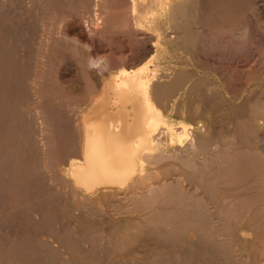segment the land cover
Masks as SVG:
<instances>
[{
    "label": "rangeland",
    "instance_id": "rangeland-1",
    "mask_svg": "<svg viewBox=\"0 0 264 264\" xmlns=\"http://www.w3.org/2000/svg\"><path fill=\"white\" fill-rule=\"evenodd\" d=\"M159 1L0 0V264H264V0H186L192 7L186 17L199 16L194 24L207 29L193 46L168 35L177 22L172 18L184 17L175 9L183 1ZM196 3L206 8L195 9ZM137 7L136 15L131 9ZM121 62L124 68L143 64L152 90L181 73L187 90L166 113L214 127L220 148L201 157L195 170L185 164V172L177 174L166 158L158 162V145L144 154L143 171L125 186L111 183L88 191L72 176L71 165L85 162L89 120L113 122L127 139L142 130L140 97L110 87ZM99 99L102 105L88 111L87 104ZM134 120L136 135L130 130ZM255 134L259 149L252 142ZM184 173L195 178L185 183L184 194L199 198L202 213L214 219L210 231L200 225L175 231L157 218L161 208L170 211L168 218L191 221L189 209L159 201L167 196L158 191L161 186L181 182ZM212 211L218 213H207ZM220 221L228 223L224 230Z\"/></svg>",
    "mask_w": 264,
    "mask_h": 264
},
{
    "label": "bare ground",
    "instance_id": "bare-ground-1",
    "mask_svg": "<svg viewBox=\"0 0 264 264\" xmlns=\"http://www.w3.org/2000/svg\"><path fill=\"white\" fill-rule=\"evenodd\" d=\"M97 1V0H96ZM116 1V0H115ZM161 1V0H160ZM159 1V2H160ZM183 2H179V4H176L177 7H175V9L178 11L177 13L181 15H184V17L181 16V18H187L185 13L186 11L188 10V8L190 9L191 11V4L189 5H186L187 1L186 0H182ZM185 1V2H184ZM200 1V0H199ZM198 1V2H199ZM193 1H189L188 3H191ZM197 2V3H198ZM202 2L201 4H203V1H200ZM95 3V2H94ZM131 3V2H130ZM163 3V2H162ZM166 3V1L164 2ZM162 5V7H165L167 4ZM185 3V4H184ZM195 4V9H196V5H199V4ZM205 3V2H204ZM132 4V3H131ZM194 3H192L193 5ZM134 5V4H133ZM156 5V4H155ZM159 5V7L161 6ZM131 6V5H130ZM130 6H129V9H130ZM201 9H203L204 7L206 8L205 4L204 6L201 7V5H199ZM101 7V6H100ZM103 7V6H102ZM133 7H136L135 5ZM173 7V6H172ZM157 8V7H156ZM199 8V7H198ZM95 9V8H94ZM104 9V8H103ZM108 9V8H107ZM138 10V7L137 8H133L131 9L132 13L136 14L137 12H135V10ZM170 9V7H169ZM168 8L167 10L170 11ZM174 8H171V10H173ZM194 9V10H195ZM117 10V9H116ZM161 10V9H160ZM159 10V11H160ZM175 10V11H176ZM130 11V10H129ZM130 11V12H131ZM163 11V10H162ZM167 11V12H168ZM174 11V13H175ZM189 11V10H188ZM143 12V11H141ZM165 12V11H164ZM131 13V14H132ZM200 13V11H199ZM94 14V13H93ZM128 14V13H126ZM133 14V15H134ZM192 14V13H191ZM202 14V13H201ZM129 15V14H128ZM132 15V16H133ZM137 15V14H136ZM162 14H160L159 16L161 17ZM164 15V13H163ZM162 15V16H163ZM166 16V15H165ZM194 16V15H193ZM202 16V15H200ZM135 17V15H134ZM164 17V16H163ZM168 17V15H167ZM173 17V16H172ZM176 17V16H175ZM172 18L173 20H176L177 22H175V26H173L172 28L170 27V31H169V36H177V39L175 40V37L174 39L172 40V42L174 41H178L181 39V41H185L187 42L188 44L191 42H193V44L190 45L193 46V45H196L197 43V38L201 35V36H207L206 33H207V29L206 27L204 26V23L202 25H199V27L197 26V24H194V21L197 17H194V19L187 18V19H181V18ZM204 17V16H203ZM100 18V17H99ZM162 18V17H161ZM171 18V17H170ZM201 18V17H200ZM166 19V18H165ZM181 19V20H178ZM192 19V20H190ZM97 20V19H96ZM168 20V19H167ZM194 20V21H193ZM200 20V19H199ZM167 22V21H166ZM96 23V22H95ZM139 23V22H138ZM165 23V22H164ZM169 24V23H168ZM167 24V25H168ZM171 24V22H170ZM174 24V23H173ZM193 24L196 25L197 27V30L193 29ZM168 27V26H167ZM134 29V27H133ZM138 29V28H137ZM136 29V30H137ZM169 29V28H168ZM166 29V31L168 30ZM241 31V30H240ZM145 32V31H144ZM168 32V31H167ZM236 32V31H235ZM250 32V31H249ZM134 34H136L134 32ZM161 34V33H160ZM163 34V33H162ZM166 35V36H168ZM199 35V36H198ZM247 35V34H246ZM162 36V35H161ZM164 36V35H163ZM195 36V37H194ZM198 36V37H196ZM136 37V36H135ZM144 37V36H143ZM142 37V38H143ZM194 37V41H192ZM213 37V35H212ZM245 37V36H244ZM148 40L150 41V39L148 38ZM153 40V39H152ZM196 40V41H195ZM212 40V39H211ZM253 41V40H252ZM184 42V43H185ZM194 42H196L194 44ZM151 45V44H150ZM149 45V46H150ZM179 46V45H178ZM184 46V45H183ZM154 47V46H153ZM193 48V47H192ZM138 49V48H137ZM144 49V48H143ZM150 49V48H149ZM196 49V48H195ZM184 50V48L182 49ZM152 51V50H151ZM154 51V50H153ZM203 51V50H202ZM264 51V50H263ZM192 52V51H191ZM139 53V52H138ZM148 53V52H147ZM145 56V55H143ZM148 58V57H147ZM247 59V58H246ZM98 61V60H97ZM88 64H91V65H96L95 62H92L90 61V63ZM143 64L137 66V67H132V68H124V67H120L119 70L116 72V75L114 77V81L113 83L110 85L111 87V90L113 91H119V90H122V89H128L130 92V94L132 93H136L139 97H140V100H142V105L140 107L141 109V115H140V118L138 119H135L139 124L140 126H142V130L141 128L139 129V131L141 132V134L137 133V135L139 136H134L131 135L130 136H127L128 139L126 137H122L123 135H125L123 133L120 134L116 129V127H119L118 125H114L112 123H108V120H107V123H105L102 119H101V123H97L96 125L92 123L91 120H89L88 124H87V135H86V139L84 141V147H85V162H80V163H77V162H74L72 163L71 165V174L72 176L75 178V180L81 184L86 190L88 191H91L93 190L94 188L98 187V186H101V185H107V184H116V185H120V186H125L128 181L134 177V175H136L137 172H141L143 171V167L145 165H143L144 163V154H150L152 153L151 151L155 150V147H157L159 145V153L158 155L156 156H159L158 158L160 159H157V157L155 156L154 157V160L156 161L159 160L158 162H161L163 159L162 158H166V164L168 166H172L174 169L173 171H177V174L179 172H185L182 168L183 165L185 164H192V166H195L194 169L192 170H195V168H198V162H199V159L201 157H204L206 158V155L209 154V152H212V151H216V150H219L220 148V144H218V142L216 140H214V137L212 135V131L211 129L214 128V127H211L210 129V126L204 122V121H201V120H198L196 121L195 123H190V122H187V121H184V120H177V119H174L172 117H170L166 112H171V111H174L175 108H176V105H175V102L178 98V96H180L182 94V92H184L185 90H187V87H188V84H183L181 83V73L180 74H177L175 76V78L173 80H170V81H167V82H159V88H157V90H152L154 84L152 83V81L150 82L149 79L147 78V76L143 75ZM191 67V66H190ZM145 71V70H144ZM170 75V74H169ZM185 76V75H184ZM187 76V75H186ZM156 77V76H155ZM167 77V76H166ZM197 79V78H196ZM200 79V78H199ZM160 80V79H159ZM192 80V79H191ZM195 81V79H194ZM204 81V80H203ZM200 83V82H199ZM157 84V83H156ZM182 84V85H181ZM214 85H216L214 83ZM108 86V85H107ZM203 86V85H202ZM193 88V87H192ZM125 91V90H124ZM154 91H156L155 93L157 94L158 96V99H159V102L161 103V107L158 106L156 104V102L153 100V94H154ZM191 91V90H190ZM193 91V90H192ZM204 91V90H203ZM206 93H207V90L205 89ZM215 91V90H214ZM108 92V91H106ZM112 92V91H111ZM177 92V93H175ZM201 92V91H200ZM260 92V91H259ZM127 92L125 91V94ZM175 93V94H174ZM193 93V92H192ZM216 92H213L211 93L212 95H214ZM115 94V93H114ZM128 94V95H130ZM131 94V95H132ZM174 94V95H173ZM205 94V93H204ZM127 95V94H126ZM130 95V96H131ZM134 95V94H133ZM185 95V94H184ZM203 95V94H201ZM200 95V96H201ZM115 96V95H114ZM137 96V97H138ZM172 96V97H171ZM251 96V95H250ZM135 97V96H134ZM138 97V99H139ZM106 98V97H105ZM119 99V98H118ZM136 100V99H135ZM130 102V101H129ZM131 103V102H130ZM207 104V102H206ZM210 104V103H209ZM133 106V105H132ZM200 106V105H199ZM208 106V105H207ZM198 109V108H197ZM258 109V108H257ZM212 110V109H211ZM264 111V110H263ZM190 112V111H189ZM194 113H196V111H193ZM198 112V111H197ZM253 112V111H252ZM256 113V112H255ZM202 114V113H201ZM258 114V113H257ZM91 116V115H90ZM93 119V118H92ZM112 120V119H110ZM109 120V121H110ZM133 121V123L135 122L136 124H138L136 121ZM212 120V119H211ZM261 121V120H260ZM209 122V121H208ZM213 122V121H212ZM118 124V121L116 122ZM134 123V124H135ZM132 124V123H130ZM135 124V125H136ZM215 124V123H214ZM133 125V124H132ZM132 128H130V130L132 129V132L135 131V127H137L138 125H136ZM122 126V125H121ZM131 127V126H130ZM139 127V126H138ZM123 128V127H122ZM121 129V128H120ZM137 129V128H136ZM91 130V131H90ZM157 131H159V137H155V135L157 133ZM136 132V131H135ZM135 132H133L132 134L136 135ZM129 133L131 134V132L129 131ZM122 135V136H121ZM126 138V139H125ZM129 138L133 139L131 141H128ZM134 138H137V139H134ZM254 143V146H255V149H259V139H258V136L257 134H255L254 138H253V141ZM157 151V150H156ZM153 155V154H152ZM155 155V154H154ZM212 155V154H211ZM148 157V156H147ZM156 158V159H155ZM148 159V158H147ZM168 159H173L172 162H170V160ZM204 159V158H203ZM211 159V158H210ZM201 160V159H200ZM208 160V159H207ZM206 160V161H207ZM213 160V159H211ZM180 161L181 164H176V162ZM205 161V162H206ZM209 161V160H208ZM147 162V161H145ZM151 162V161H150ZM157 162V163H158ZM222 162V161H221ZM213 163V162H212ZM218 163V162H217ZM257 163V162H256ZM259 163V162H258ZM257 163V164H258ZM261 163V162H260ZM264 162H262L263 164ZM201 164V163H200ZM256 164V165H257ZM188 165V166H189ZM221 165V164H220ZM219 165V166H220ZM191 166V165H190ZM228 166V165H227ZM163 167V166H162ZM171 167V168H172ZM185 167L187 168V166L185 165ZM182 168V169H181ZM189 168V167H188ZM192 168V167H190ZM201 168H203L202 164H201ZM209 168V167H207ZM163 169V168H162ZM167 168H165V171H166ZM205 169V167H204ZM212 169V168H211ZM232 168H230L231 170ZM164 170V169H163ZM162 170V172H164ZM186 170V169H185ZM207 170V169H206ZM259 170V169H258ZM191 172V171H190ZM193 172V171H192ZM165 173V172H164ZM162 173V175H165L167 173L164 174ZM171 173V171H170ZM169 173V174H170ZM188 173V172H187ZM187 173H184L182 175H185L183 176V179L181 180V182L179 183H176V184H171L170 183V178L168 179L169 180V183L168 182H165V187L164 186H161L163 188H160V190H158L159 192H161L163 189L167 192L165 196V192H161L160 194L163 195L164 194V198H162V201L161 199L159 200L161 204L163 205H166V204H169L167 206H170V204H176L177 205H181V209L184 207L185 209H189V215L190 217L192 218L191 221H188V220H184V219H180V220H176L175 219H171V218H168V215L170 211H165V210H161L160 208V216L157 217L159 218V222L162 221V225L164 223V227L165 228H168L166 227L167 225L166 224H172L173 225V228L175 229V231H180L181 229H186L188 230V227H191L192 225H200L202 230H206V231H210L211 230V222H213V220L210 219V216L206 215V213H202V210H201V206H200V201H199V198H197L196 196L193 197L190 196V199L191 198H194V200H190L188 197L189 196H186V189L184 187V185H186L185 183L189 182L190 181L192 182V179H195L193 176L190 175V178L191 180L189 179V176ZM196 173V172H195ZM194 173V174H195ZM208 173V172H207ZM70 174V175H71ZM160 174V173H159ZM168 174V176H169ZM187 174V176H186ZM200 174V173H199ZM202 174V173H201ZM204 174V173H203ZM193 175V174H192ZM196 175V174H195ZM206 175V174H205ZM259 175V174H258ZM148 176V175H147ZM151 176V175H150ZM167 176V175H165ZM164 176V177H165ZM178 176V175H177ZM163 177V178H164ZM185 177V178H184ZM196 177V176H195ZM203 177V176H202ZM177 178V177H176ZM175 178V179H176ZM180 178V176H179ZM179 178L177 179V181H179ZM197 178H198V175H197ZM209 178V177H208ZM207 178V179H208ZM261 178V177H260ZM172 179V178H171ZM155 180V179H154ZM197 180V179H196ZM200 178L198 179V182H199ZM204 180V179H203ZM75 181V182H76ZM141 181V180H140ZM163 181V180H162ZM156 182V181H155ZM161 182V181H160ZM164 182V181H163ZM214 182V181H213ZM133 183V182H132ZM131 183V184H132ZM135 185H136V182L134 181ZM144 182H142L143 184ZM193 183V182H192ZM197 183V182H196ZM163 184V183H162ZM161 184V185H162ZM169 184V185H168ZM195 184V183H194ZM147 185V184H145ZM155 184H152L150 186H153ZM188 185V183H187ZM202 185V184H201ZM134 186V184H133ZM132 186V187H133ZM156 186V185H155ZM160 186V185H159ZM196 186V185H195ZM199 186V185H198ZM206 186V184H205ZM131 187V186H130ZM131 187V188H132ZM188 187V186H187ZM186 187V188H187ZM194 187V185L192 186ZM204 189L205 187L202 186ZM257 187V186H255ZM263 187V186H262ZM261 187V188H262ZM129 188V186H128ZM197 188V186L195 187ZM194 188V190H195ZM200 188V187H199ZM134 189V188H133ZM153 189V187H152ZM155 189V188H154ZM203 189V190H204ZM74 190V189H73ZM136 190V189H135ZM193 190V189H192ZM211 191V190H210ZM156 192V191H154ZM153 193V192H152ZM152 193H151V196L152 197ZM163 193V194H162ZM211 193V192H210ZM155 194V193H154ZM201 195V194H200ZM212 195V194H211ZM146 196V195H145ZM145 196H143L145 198ZM147 196V197H148ZM155 197V196H154ZM196 197V198H195ZM202 197V196H200ZM82 198V197H81ZM149 198V197H148ZM157 198V197H156ZM156 198H152V200H156ZM215 197H213V200ZM225 198V197H224ZM139 199V198H138ZM138 199H136L138 201ZM142 199V198H141ZM140 199V200H141ZM198 199V201L196 200ZM211 199V198H210ZM147 199L145 198V201ZM151 200V201H152ZM196 200V201H195ZM218 200V199H217ZM220 200V199H219ZM223 200V199H221ZM143 201V199L141 200ZM148 201V200H147ZM190 201V202H189ZM209 201V200H208ZM231 202V201H230ZM100 203V202H99ZM159 203V202H158ZM221 203V202H220ZM219 203V205H220ZM98 204V203H97ZM136 204V202H135ZM140 204V203H139ZM154 204V203H153ZM207 203H205V208L207 210H209L211 207L207 206L206 205ZM211 204V203H210ZM222 204V203H221ZM141 205H144L141 203ZM140 205V206H141ZM150 205V204H149ZM176 205V206H177ZM209 205V204H208ZM81 206V205H80ZM147 206V205H146ZM156 206H157V203H156ZM156 210L159 211V206L156 207ZM183 206V207H182ZM222 206H224L223 204L221 206H219L220 210L222 208ZM108 207V206H107ZM139 207V206H138ZM150 207V206H149ZM179 207V206H177ZM89 208V207H88ZM91 208V207H90ZM142 208V207H141ZM151 208V207H150ZM150 208H147V209H150ZM154 208V209H155ZM163 209H165L164 207H162ZM167 208V207H166ZM169 208V207H168ZM215 208V207H214ZM244 208V207H243ZM78 209V208H77ZM93 209V208H92ZM176 209V208H175ZM179 209V208H178ZM178 209H176L178 211ZM179 209V210H181ZM205 209V211H206ZM223 209H225V207H223ZM222 209V210H223ZM88 210V209H87ZM144 210V209H143ZM166 210H169V209H166ZM173 211V209H170ZM86 211V210H84ZM177 211H175L177 213ZM211 211V210H209ZM218 211V210H216ZM230 211V210H229ZM96 212V211H95ZM103 212V211H102ZM223 212V211H221ZM239 212V211H238ZM80 213V212H79ZM101 213V212H100ZM172 213V212H171ZM208 214H217L216 212L212 211V212H207ZM220 213V212H219ZM76 214V213H75ZM81 214V213H80ZM92 214V213H91ZM97 214V213H96ZM157 214V212H156ZM159 214V213H158ZM179 214H181L179 212ZM205 214V215H204ZM223 214V213H221ZM219 214V215H221ZM86 217H87V214H85ZM98 215V214H97ZM96 215V216H97ZM103 215V214H102ZM173 215V214H172ZM90 216V215H89ZM95 216V215H94ZM148 217V215H146ZM169 216H171L169 214ZM208 216V217H207ZM227 216V215H226ZM93 217V215H92ZM107 217V216H106ZM174 217V216H173ZM176 217V216H175ZM221 217V216H220ZM218 217V219L220 218ZM99 217L97 216V219ZM104 218V217H103ZM149 218V217H148ZM186 218V217H185ZM92 219V218H91ZM96 219V218H95ZM85 220V219H84ZM147 220V219H146ZM158 220V219H157ZM220 220V219H219ZM226 220V219H225ZM228 223H229V219H227ZM101 221V220H100ZM105 221V220H104ZM148 221V220H147ZM188 221V222H187ZM97 222V220L95 221ZM109 222V221H108ZM126 222V221H125ZM130 222V221H128ZM152 222V221H151ZM150 222V224H151ZM76 223V222H75ZM100 223V222H99ZM114 223V222H113ZM226 223L225 221H220V227H221V230H224V228H226ZM78 224V223H77ZM90 224V223H88ZM97 224V223H95ZM101 224V223H100ZM218 224V222H217ZM93 225V223H92ZM136 225V224H135ZM191 225V226H189ZM107 226V225H106ZM115 226V225H114ZM131 226V225H130ZM155 226V225H154ZM153 226V227H154ZM216 226V225H215ZM113 227V225H112ZM118 226L116 225V228ZM139 227V226H138ZM218 227V225H217ZM88 228V227H87ZM123 228V227H122ZM141 228V227H140ZM139 228V230H140ZM143 228V227H142ZM141 228V229H142ZM145 228V227H144ZM210 228V230H209ZM128 229V228H127ZM148 229V228H147ZM146 229V230H147ZM156 229V228H155ZM158 229V228H157ZM116 230V229H115ZM126 230V229H124ZM123 230V231H124ZM151 230V229H150ZM186 230V231H187ZM201 230V229H200ZM120 232V231H119ZM133 232V231H132ZM138 232V231H136ZM158 232V231H157ZM156 232V233H157ZM161 232L164 233L165 235H168L169 231L168 229H161ZM184 232V231H182ZM181 232V234H182ZM198 232V231H197ZM215 232V235L217 234L216 232H220V231H214ZM213 232V233H214ZM123 233V232H122ZM121 233V234H122ZM128 233V232H127ZM131 233V232H130ZM134 233H135V229H134ZM141 233V232H140ZM139 233V234H140ZM147 233V232H146ZM155 233V234H156ZM176 233V232H175ZM201 233V231L199 232ZM198 233V234H199ZM119 234V235H121ZM126 234V233H125ZM124 234V235H125ZM145 234V233H143ZM152 234V233H151ZM170 234V233H169ZM185 234V233H184ZM202 234V233H201ZM58 235V234H57ZM136 236V234H134ZM138 235V234H137ZM141 235V234H140ZM158 235V234H157ZM156 235V236H157ZM162 235V234H160ZM159 235V236H160ZM180 235V234H179ZM200 235V234H199ZM214 235V234H213ZM95 236V235H94ZM132 236V235H131ZM206 236V240L208 242V240H211V234L208 233V234H205ZM222 236V235H221ZM113 237V236H112ZM118 237V235H117ZM142 237V236H141ZM162 237V236H161ZM166 237V236H165ZM173 237V236H172ZM171 237V238H172ZM176 237V236H175ZM213 237V236H212ZM102 238V237H101ZM116 238V237H115ZM122 237H120L119 239H121ZM127 238V237H126ZM130 238V237H128ZM163 238V237H162ZM160 238V239H162ZM182 238V237H181ZM225 238V237H224ZM118 239V240H119ZM136 239V238H135ZM141 239V238H140ZM140 239H139V242H140ZM164 239V238H163ZM213 239V238H212ZM217 239V238H216ZM215 239V241H216ZM117 240V238H116ZM124 240V239H122ZM178 240V239H177ZM204 240V239H203ZM218 240V239H217ZM132 241V240H131ZM171 241V240H170ZM213 241V242H215ZM219 241V240H218ZM120 242V241H118ZM117 242V243H118ZM133 242V241H132ZM136 242V241H135ZM183 242V241H182ZM181 242V243H182ZM193 242V241H192ZM212 241H210L211 243ZM212 242V243H213ZM222 242V241H221ZM125 244L126 241L122 242V244ZM169 243V242H168ZM195 243V242H194ZM196 243H197V240H196ZM204 243V242H203ZM211 243V244H212ZM116 244V243H115ZM131 244V242H130ZM129 244V245H130ZM166 244V243H164ZM200 244V242H199ZM126 245V244H125ZM204 245V244H203ZM120 246V245H119ZM124 246V245H123ZM136 246V245H135ZM180 246V245H179ZM208 246V245H207ZM220 246V245H219ZM223 246V245H221ZM115 247V246H114ZM121 247V246H120ZM101 248V247H100ZM119 248V247H118ZM134 248V247H133ZM139 247H137V250H138ZM206 248V247H205ZM211 248V246H210ZM224 248V247H223ZM116 249V248H115ZM122 248H120V251H123L121 250ZM126 249V247H125ZM135 249V248H134ZM136 250V251H137ZM144 250V249H143ZM141 250V251H143ZM203 250V249H201ZM213 250V249H211ZM216 250V249H215ZM218 250V249H217ZM222 250V249H221ZM134 251V250H133ZM231 251V250H230ZM130 252V251H129ZM214 252V251H213ZM233 252V251H232ZM128 253V252H127ZM131 253V252H130ZM136 253V252H135ZM220 253V252H219ZM171 254V253H170ZM222 254V253H221ZM231 254V253H230ZM88 255V254H87ZM112 255V254H111ZM125 255V254H124ZM211 255V254H210ZM223 255V254H222ZM226 256V255H225ZM232 256V255H231ZM94 257V255H93ZM168 257V256H167ZM224 257V256H223ZM128 259V258H127ZM131 259V258H130ZM129 259V260H130ZM136 259V258H134ZM140 259V258H139ZM170 259V258H168ZM175 260V257L173 258ZM118 260V259H117ZM126 260V259H125ZM138 260V259H137ZM164 260V259H163ZM127 261V260H126ZM132 261V259H131ZM135 261V260H134ZM139 261V260H138ZM142 261V260H141ZM165 261L168 262L167 258L165 259ZM164 261V262H165ZM170 261V260H169ZM125 262V261H124ZM148 262V261H146ZM157 262V261H156ZM163 262V263H164ZM232 262V261H231ZM118 263H120L118 261ZM180 263V262H179ZM178 263V264H179ZM116 264V263H115ZM124 264V263H123ZM151 264V263H150Z\"/></svg>",
    "mask_w": 264,
    "mask_h": 264
},
{
    "label": "crops",
    "instance_id": "crops-1",
    "mask_svg": "<svg viewBox=\"0 0 264 264\" xmlns=\"http://www.w3.org/2000/svg\"><path fill=\"white\" fill-rule=\"evenodd\" d=\"M118 66H119V65H118ZM121 66H126V65H124V64L121 62L120 67H121ZM157 66H158V64H157ZM120 67H119V68H120ZM96 103H98L97 105H99V106L102 105L101 99H99L98 102H89V103L87 104V105L90 104V105L88 106V108H87L88 111H93V110H95V109H96V106H97ZM156 104L158 105V103H156ZM95 105H96V106H95ZM92 109H93V110H92Z\"/></svg>",
    "mask_w": 264,
    "mask_h": 264
}]
</instances>
